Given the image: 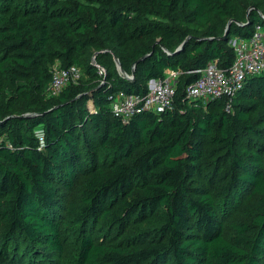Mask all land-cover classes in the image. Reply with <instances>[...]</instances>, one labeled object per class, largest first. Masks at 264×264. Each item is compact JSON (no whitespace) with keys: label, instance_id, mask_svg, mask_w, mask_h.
Masks as SVG:
<instances>
[{"label":"trees","instance_id":"trees-1","mask_svg":"<svg viewBox=\"0 0 264 264\" xmlns=\"http://www.w3.org/2000/svg\"><path fill=\"white\" fill-rule=\"evenodd\" d=\"M256 24L264 0H0V264H60L72 232V264H264V117L244 101L264 108V74L229 110L184 97L190 71L229 66V42ZM56 63L81 76L52 96ZM167 70L180 73L171 109L111 113ZM98 221L119 240L95 241Z\"/></svg>","mask_w":264,"mask_h":264},{"label":"built area","instance_id":"built-area-1","mask_svg":"<svg viewBox=\"0 0 264 264\" xmlns=\"http://www.w3.org/2000/svg\"><path fill=\"white\" fill-rule=\"evenodd\" d=\"M229 44L234 52L233 62L229 66L220 67L218 60H213L204 68L190 71L199 77L185 86V99L203 103L224 100L225 109L229 110L246 78L264 74V26L256 24L249 38H233ZM98 72L104 75L102 68ZM179 75V72L167 70L163 78L148 82L147 92L144 94L121 92L115 95L110 102L111 113L124 122L140 112L164 113L172 108ZM80 76V70L75 66L67 69L54 68L48 93L58 95L67 84H75ZM39 140L42 141V138Z\"/></svg>","mask_w":264,"mask_h":264},{"label":"rangeland","instance_id":"rangeland-1","mask_svg":"<svg viewBox=\"0 0 264 264\" xmlns=\"http://www.w3.org/2000/svg\"><path fill=\"white\" fill-rule=\"evenodd\" d=\"M146 20L148 22L158 21V19L156 17L150 16V15H148L146 17ZM58 66L59 65L56 63V64H54L53 68H57ZM244 101L247 105H250L253 108H255L257 110V112H260L264 117V108L260 105V102H259L258 98L256 97V95H253V94L249 95L244 99ZM244 142H245V139H242L240 141V144L243 145ZM80 178L77 179V181L74 184V186L72 187V189L62 190L64 192L63 194H64V199H65L66 203H68L71 200H75L79 197L81 185L83 183L82 179H80ZM206 190L214 192L213 187H207ZM240 209H241V206L236 208L234 211L230 210V212H229L230 216L228 218H226V220H227L226 226L227 227L225 230V235L231 234L229 223L233 220H238V219L242 218V214H239ZM155 224H156V222L147 223V224L143 225V227H153ZM93 227L94 228H93V234L92 235L95 238V241H96V238H99L104 243H108V242L115 243L120 238V234L117 232L116 228L113 227L112 225L102 224L100 221H98V222H96V225ZM80 238H81V236L79 234L77 235L74 232L65 235L64 252L62 254V257L59 258L60 264H72L70 262L75 259L76 255L78 253V248H79L80 241H81Z\"/></svg>","mask_w":264,"mask_h":264},{"label":"water","instance_id":"water-1","mask_svg":"<svg viewBox=\"0 0 264 264\" xmlns=\"http://www.w3.org/2000/svg\"><path fill=\"white\" fill-rule=\"evenodd\" d=\"M247 20H248V17H247ZM247 23H249V20L247 21ZM228 34H229V32H228V29L226 30V32H225V36H224V38L226 37V36H228ZM183 46H184V44H181L177 49H176V52H179L180 50H182L183 49ZM113 59H114V61H115V63H116V66H117V68H118V71H119V73L120 74H122V76L123 77H125L126 79H130V77H128V75L121 69V66H120V63H119V61H118V59L115 57V56H113ZM141 59H144V58H141ZM140 59V60H141ZM140 60H138V61H140ZM137 61V62H138ZM133 75V74H132ZM131 77H133V76H131Z\"/></svg>","mask_w":264,"mask_h":264}]
</instances>
